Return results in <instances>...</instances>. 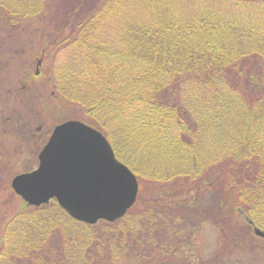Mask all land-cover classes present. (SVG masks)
Listing matches in <instances>:
<instances>
[{"label":"trees","instance_id":"16d2710c","mask_svg":"<svg viewBox=\"0 0 264 264\" xmlns=\"http://www.w3.org/2000/svg\"><path fill=\"white\" fill-rule=\"evenodd\" d=\"M51 1L0 0V15L41 24L49 88L105 136L138 194L123 217L87 225L7 187L0 264H204L185 241L201 225L231 246L235 231H264V0H103L83 12L77 0L50 18ZM141 9L143 21L127 19Z\"/></svg>","mask_w":264,"mask_h":264},{"label":"rangeland","instance_id":"374dc122","mask_svg":"<svg viewBox=\"0 0 264 264\" xmlns=\"http://www.w3.org/2000/svg\"><path fill=\"white\" fill-rule=\"evenodd\" d=\"M78 1H51L55 9L51 11L49 17L61 16L64 9L69 10L72 5L76 6ZM100 1L103 0H82L81 12L90 7L89 4L98 5ZM183 4L190 10L194 6L193 3H189V0H185ZM142 9L126 12L127 19L130 21L142 18L143 21L142 14L145 12ZM219 9L229 14L233 5H222ZM116 19L121 20L123 16L118 14ZM14 26V24L6 25L5 17L0 15V152L2 157L0 194L2 195L7 187L11 190L10 181L14 176L36 167L38 152L54 126L70 119L84 122L88 126L90 122L79 107L59 102L53 95L51 87L49 88V73L47 74L50 68L49 60L41 55L43 44L40 39V35L43 34L41 24L33 21L23 22L17 28ZM112 29H108V32H113ZM104 35L107 37L114 33L100 34V36ZM57 61H59L58 57ZM159 187L156 191L149 189L146 200L152 199V196L154 199H160V194H163L162 191L165 190H162L163 185ZM19 199H15L11 204L15 206L14 210L17 204L20 205ZM179 199H183L182 196ZM160 201L161 205L162 202H166ZM242 217L243 215L234 217L239 225L244 223ZM222 233L209 223L201 225L197 230L194 229L192 237L185 238L186 244L190 245L187 255L194 261L196 259L204 261V264H264V239L256 237L252 231L244 228L239 232L235 231L239 234L240 242L231 246L230 242L222 240Z\"/></svg>","mask_w":264,"mask_h":264},{"label":"water","instance_id":"95a60500","mask_svg":"<svg viewBox=\"0 0 264 264\" xmlns=\"http://www.w3.org/2000/svg\"><path fill=\"white\" fill-rule=\"evenodd\" d=\"M10 187L27 206L54 200L72 219L88 225L123 217L138 194L135 175L115 158L106 138L77 120L55 126L36 169L14 176ZM253 233L264 239V231Z\"/></svg>","mask_w":264,"mask_h":264},{"label":"flooded vegetation","instance_id":"af4514ba","mask_svg":"<svg viewBox=\"0 0 264 264\" xmlns=\"http://www.w3.org/2000/svg\"><path fill=\"white\" fill-rule=\"evenodd\" d=\"M45 144V143H44Z\"/></svg>","mask_w":264,"mask_h":264}]
</instances>
